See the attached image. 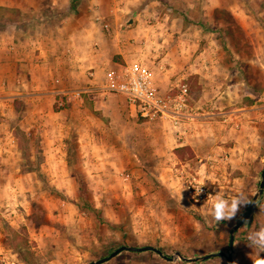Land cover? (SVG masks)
<instances>
[{"label":"rangeland","instance_id":"1","mask_svg":"<svg viewBox=\"0 0 264 264\" xmlns=\"http://www.w3.org/2000/svg\"><path fill=\"white\" fill-rule=\"evenodd\" d=\"M116 1L117 14L102 26L107 34L95 71L90 57L65 59L63 41L45 40V31L75 11L104 15L108 0H0V76L10 81L12 97L0 99L7 112L0 115V264H88L120 245H152L169 256L227 252L231 226L249 203L217 224L211 197L243 190L250 201L257 190L264 168V0ZM54 50L53 62L45 59ZM30 56L45 65L27 64ZM70 61L83 70L67 77L60 66ZM136 62L163 96L187 86V111L177 124L143 119L123 95L105 90L110 70ZM219 92L230 108L255 104L246 123L234 115L229 128L219 125ZM21 144L25 154L15 148ZM219 145L232 146L227 158ZM183 146L189 149L176 153ZM4 153L17 162H3ZM196 183L207 192L199 201L189 193ZM257 204L253 222L239 226L243 239L264 226V189ZM241 244L234 256L245 251ZM173 260L125 250L102 264ZM224 260L181 264H245Z\"/></svg>","mask_w":264,"mask_h":264},{"label":"crops","instance_id":"2","mask_svg":"<svg viewBox=\"0 0 264 264\" xmlns=\"http://www.w3.org/2000/svg\"><path fill=\"white\" fill-rule=\"evenodd\" d=\"M148 5V4H146ZM118 3L116 0H108V8H107V12L106 14L102 15V14H94L93 13H80L79 11H75L73 12L70 16L68 17H65V19L60 23V26L56 27V29H54L53 27H50L48 28V30L45 31V34H46V38L45 40H49L50 42H52L51 40H61L63 41V44H64V47H67L66 49L68 50V52L66 53V58L65 59H69V60H74L75 59V56L77 58H84V57H90L91 59H93L94 61V64L98 62V57H96L97 55H99V53H102V48L100 46L104 45L105 43L103 41H105V35L107 34L106 30L103 29L102 26H107L106 28L108 29V22L107 20L108 19H112V15L113 14H117V9H118ZM79 8V7H77ZM94 9H96V7H93ZM80 9V8H79ZM109 9V10H108ZM142 12L138 13V17L142 16L141 14ZM87 15H89V17H87ZM96 15H98L96 17ZM137 24V22L135 20H133V25L135 26ZM98 26H100L101 28V31L102 33H97L95 34V30L98 31ZM132 26V27H134ZM44 35V33H43ZM38 40H41L40 38H37ZM44 40V41H45ZM42 41V46L45 44V42ZM29 51L31 52V49H29ZM44 52V51H43ZM57 53V51H52V53H49V55L46 56L45 59H50L52 62H53V54ZM88 53V54H86ZM31 53H29L30 55ZM120 54V53H119ZM88 55V56H87ZM34 57L30 56V59L28 60L27 64L29 63V61H31V65L33 67H37V68H40V67H43L45 64H44V61L40 62L38 59H36L37 61L35 62ZM124 58V54H122V59ZM9 61V60H8ZM7 60H4V62L6 63V68H8V70L10 71L11 70V65L10 64V61L8 62ZM26 64V66H27ZM92 64V63H91ZM100 64V63H99ZM2 63H0V66L2 67ZM50 66H54V64H48ZM97 65V64H95ZM102 65H97L96 67H93L94 70L96 71L97 68H100ZM62 70H64V74L65 76L69 77V76H72L75 72H80L82 71L83 69L80 67L79 68V64H74L73 61H70V63L64 66H60ZM56 70L58 67H54ZM162 73L166 74V69L165 68H159ZM62 74V73H60ZM0 79H2V82L0 83V99L3 100V102H5V104H7V102H9L10 99H12V97L10 96V94L7 92L6 90V86H7V89L10 88V81L7 80V79H3L1 76H0ZM6 83V84H5ZM6 85V86H5ZM210 94V93H209ZM211 95V94H210ZM215 95V94H214ZM214 95H211L210 98H214ZM35 96L36 97H39L40 94L38 95V93H35ZM216 96V95H215ZM224 95H222L220 92H219V98H218V103L217 104H220L221 106L223 105V107H220L219 111H216L215 113H217L219 115V117H223L222 119H216V117H214V120H217V122L219 123V125L223 126L224 128L228 127V120L230 119L231 116H234L235 115V119L238 120V121H242V123H246L248 120H247V115L249 113V110L250 108L252 109V107L255 105V104H252L250 103V107H245V106H239V107H236V108H230L228 107V102L226 100H224ZM202 98H206L205 94H203ZM200 99V104H201V98ZM220 101V102H219ZM10 105V104H8ZM202 105V104H201ZM9 110H11V108H9ZM0 115L2 114H6V110H3V109H0ZM215 113H211L212 117L215 116L216 114ZM6 121V120H5ZM250 121V120H249ZM1 123H5L3 122L2 119H0V124ZM239 122H237L236 125H239L238 124ZM255 123V121H254ZM252 131H255V129H251ZM257 131V129H256ZM258 133V132H257ZM187 134H189V132H187ZM253 135V133H252ZM255 135V134H254ZM214 140H216L217 138L216 137H213ZM253 140L255 141L256 140V136H252ZM2 138L0 137V140ZM7 142V141H6ZM19 145H16L15 148L16 150L19 152H24L25 150L22 148L23 145L21 144L19 147ZM0 147L1 148H4L5 149V146H4V143H0ZM218 147L220 148H224L225 153L224 154H221L222 156H228V154L231 152V150H233L232 146L230 147L229 145H225L223 147H221V145H219ZM214 148V147H212ZM216 150V148H214ZM7 150H10L12 154L14 149L12 147H8L6 149ZM212 150V149H211ZM228 151V152H227ZM5 154V153H4ZM25 154V152H24ZM18 155V154H17ZM23 155V154H22ZM21 156V155H20ZM17 158L18 157H13V159L11 160V162L8 160V155L5 154V156L2 158L3 162L5 163H9V164H12V163H16L17 162ZM21 158H23V156H21ZM213 158V157H212ZM2 169V167H1ZM0 181H1V178H0ZM257 202H256V205L254 208H256L257 206ZM253 218H255V213L253 212L250 217L247 219L246 222H249L252 223L253 222ZM260 219V217H257V219ZM262 221V219H260ZM262 226V224L260 225V227ZM243 231V229H238V232H241ZM248 239H243L242 235H238L237 238L234 239V243H233V246L236 248L237 244L239 243H243L241 244V246L243 247V249H245V251L241 252V253H237L236 256L233 255V262L239 260L241 262H244L245 264H252V260L249 258L250 254L254 252V250L252 248H250L248 246ZM222 251V250H220ZM236 252V251H235ZM235 254V253H234ZM221 257V256H219ZM224 258V257H223ZM237 258V259H236ZM225 259V258H224ZM224 261H227L226 259ZM187 262V261H186ZM228 262V261H227ZM7 263H10L7 261Z\"/></svg>","mask_w":264,"mask_h":264},{"label":"built area","instance_id":"3","mask_svg":"<svg viewBox=\"0 0 264 264\" xmlns=\"http://www.w3.org/2000/svg\"><path fill=\"white\" fill-rule=\"evenodd\" d=\"M104 88L123 95L134 114L144 119L170 118L171 123L175 125L187 111L189 98L187 86L178 85L174 94L161 95L153 85L147 67L142 63L123 64L117 70H110ZM200 186L201 183H196L189 190L195 201L207 195L203 187L197 194Z\"/></svg>","mask_w":264,"mask_h":264},{"label":"clouds","instance_id":"4","mask_svg":"<svg viewBox=\"0 0 264 264\" xmlns=\"http://www.w3.org/2000/svg\"><path fill=\"white\" fill-rule=\"evenodd\" d=\"M202 186L203 184L197 189V194L201 192ZM249 202V197L243 190L234 195L217 192L211 197L209 215L217 224L222 221L231 220L235 218L241 206ZM247 239L249 242L248 246L255 249L249 256L252 264H264V256H261V253H264V226L250 232ZM181 259V257L175 256L172 264H181Z\"/></svg>","mask_w":264,"mask_h":264},{"label":"water","instance_id":"5","mask_svg":"<svg viewBox=\"0 0 264 264\" xmlns=\"http://www.w3.org/2000/svg\"><path fill=\"white\" fill-rule=\"evenodd\" d=\"M264 189V168L261 170L260 173V179L258 183L257 190L253 194V196L250 199V202L248 204L247 210L245 213L231 226L230 233H229V239H228V248L229 250L227 252L225 251H213L206 253L204 255L200 256H195V257H186L181 255L179 251H176L174 256H169L165 253H163L159 248L154 247L152 245H144V246H132V245H120L116 247L113 251H111L108 255L103 256L99 259L92 260L88 264H102L108 260H110L112 257L116 256L117 254L121 253L122 251H133V252H141V251H153L160 255L163 259H169L172 260L174 259L175 256L181 257L182 261H187V262H196V261H203L206 259H209L211 257L215 256H221L224 257L228 262H231L233 259V243L235 239V232L236 229L241 226L252 214V211L256 205V202L258 198L262 195Z\"/></svg>","mask_w":264,"mask_h":264},{"label":"trees","instance_id":"6","mask_svg":"<svg viewBox=\"0 0 264 264\" xmlns=\"http://www.w3.org/2000/svg\"><path fill=\"white\" fill-rule=\"evenodd\" d=\"M76 0H72V2H75ZM144 119V118H143ZM189 148L187 147V146H183V147H181V148H178V150L176 151V153H179V151H187ZM247 207H248V205H247ZM247 207H246V209H245V211L247 210ZM254 210V209H253ZM245 211L243 212V214L245 213ZM242 214V215H243ZM240 227H238L237 229H236V232H235V238H237L238 237V229H239Z\"/></svg>","mask_w":264,"mask_h":264}]
</instances>
